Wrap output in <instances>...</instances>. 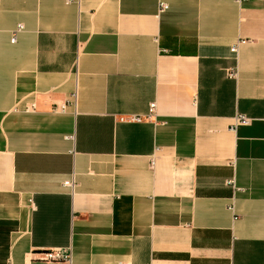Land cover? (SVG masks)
Wrapping results in <instances>:
<instances>
[{
	"label": "crops",
	"instance_id": "crops-1",
	"mask_svg": "<svg viewBox=\"0 0 264 264\" xmlns=\"http://www.w3.org/2000/svg\"><path fill=\"white\" fill-rule=\"evenodd\" d=\"M119 263L264 264V0H0V264Z\"/></svg>",
	"mask_w": 264,
	"mask_h": 264
},
{
	"label": "built area",
	"instance_id": "built-area-1",
	"mask_svg": "<svg viewBox=\"0 0 264 264\" xmlns=\"http://www.w3.org/2000/svg\"><path fill=\"white\" fill-rule=\"evenodd\" d=\"M167 5L164 2L160 3V8L161 10L166 8ZM24 28V26L19 23L17 25V27L12 31L11 33V41L15 42L16 37H17V33H19L20 31H22ZM240 41L235 44L234 46H232L231 50L234 53H238L239 50V45H240ZM238 74L237 69H231L229 72V75L231 77H236ZM32 108H35V104L32 105ZM155 110H156V103H151L150 105V110L149 113L147 115H129L126 117H121L120 120L121 121H126V122H142L145 119H151L153 116H155ZM253 121V119L251 117H248L245 114H238L235 117V125L238 124H250ZM65 185L70 187L72 190H74L75 188V181L74 179L66 181ZM42 257L45 260H61V259H66L71 261V249H61V248H55V249H50V250H46L42 253ZM119 264H123V263H119Z\"/></svg>",
	"mask_w": 264,
	"mask_h": 264
}]
</instances>
